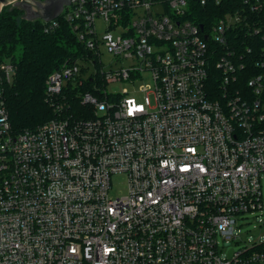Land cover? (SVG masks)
I'll use <instances>...</instances> for the list:
<instances>
[{
	"label": "built area",
	"instance_id": "obj_1",
	"mask_svg": "<svg viewBox=\"0 0 264 264\" xmlns=\"http://www.w3.org/2000/svg\"><path fill=\"white\" fill-rule=\"evenodd\" d=\"M69 1L92 57L47 78L55 118L13 131L0 60V264H264V241L220 247L264 210V14L207 32L189 0ZM88 81L76 107L67 86Z\"/></svg>",
	"mask_w": 264,
	"mask_h": 264
},
{
	"label": "trees",
	"instance_id": "obj_2",
	"mask_svg": "<svg viewBox=\"0 0 264 264\" xmlns=\"http://www.w3.org/2000/svg\"><path fill=\"white\" fill-rule=\"evenodd\" d=\"M256 3L262 5L263 11L250 10ZM189 5L190 14H193L189 18L203 24L206 31L227 15H246L257 20L256 15L264 14V0H208L204 6L199 0H189ZM57 22V28L46 32L44 21L25 19V12L18 6H5L1 11L0 60L9 61L16 67L14 81L5 90L6 108L14 132L34 129L55 118L54 105L46 96L47 78L68 61L92 57L63 16L58 17ZM233 30L230 35L233 42L234 38L241 45L245 40L248 42L244 30L236 32L243 41L235 37L237 34ZM91 84L88 81L86 86H77L73 90V85L69 84L67 99H74L75 106L81 107L80 95Z\"/></svg>",
	"mask_w": 264,
	"mask_h": 264
},
{
	"label": "rangeland",
	"instance_id": "obj_3",
	"mask_svg": "<svg viewBox=\"0 0 264 264\" xmlns=\"http://www.w3.org/2000/svg\"><path fill=\"white\" fill-rule=\"evenodd\" d=\"M12 5H9L8 7H11ZM96 28L98 36L101 37L106 32V26L102 21L96 22ZM102 61L105 64V66L108 67L109 64L114 63L113 57L108 54L105 50H102ZM20 54V50H18L17 55ZM127 87L126 85H111L108 87L109 91L121 93L122 90ZM261 185H262V195H263V204H264V172L261 174ZM125 180L122 178L119 181L114 182L113 187V196H117L119 192L122 191V193L125 192ZM244 217H248V221L245 222L247 224H244L243 219H239V225H242L239 227V230L241 231V234L239 235L238 239L233 241H222L220 240V247L223 250H226L228 252L231 249H234L235 251L243 250L247 246H249V242H255V241H264V210L262 211V214L258 212L257 214L253 215H245Z\"/></svg>",
	"mask_w": 264,
	"mask_h": 264
},
{
	"label": "water",
	"instance_id": "obj_4",
	"mask_svg": "<svg viewBox=\"0 0 264 264\" xmlns=\"http://www.w3.org/2000/svg\"><path fill=\"white\" fill-rule=\"evenodd\" d=\"M69 3V0H0V14L5 6L15 5L25 12V19L29 21L50 22L57 19ZM155 9L163 13L162 6H157Z\"/></svg>",
	"mask_w": 264,
	"mask_h": 264
}]
</instances>
